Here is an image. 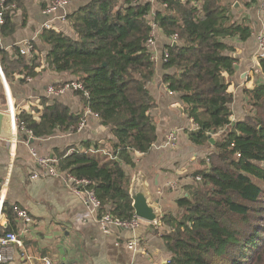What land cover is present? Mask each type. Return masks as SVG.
Instances as JSON below:
<instances>
[{
	"label": "trees",
	"instance_id": "obj_1",
	"mask_svg": "<svg viewBox=\"0 0 264 264\" xmlns=\"http://www.w3.org/2000/svg\"><path fill=\"white\" fill-rule=\"evenodd\" d=\"M21 9V0H4L0 39L14 33L13 18ZM22 18L24 26L23 9ZM65 19L75 38L42 29L39 40L48 47L44 57L32 43L26 55L20 54L21 47L0 50L7 82L20 77L25 83L42 68L75 76L83 87L74 92L83 110L109 130L111 139L104 144L86 142L58 154L57 168L89 181L101 203L100 215L134 218L125 168L135 170V155L147 154L156 141V101L147 87L155 75L146 46L153 22L176 42L174 48L173 42L165 47L161 82L180 96L183 112L195 126L187 131L189 142L210 150L192 175L200 181L185 186L175 214L159 219L166 228L165 264H264V82L244 91L246 116L234 124L228 91L236 59L226 41H245L252 29L235 22L223 0H87ZM259 68L264 77V57H259ZM83 112L71 113L60 101L44 98L37 120L28 112L17 115L18 131H30L35 139L76 133ZM91 148L106 150L111 158L88 153ZM2 213L6 227L0 236L17 232L16 210L4 201Z\"/></svg>",
	"mask_w": 264,
	"mask_h": 264
},
{
	"label": "crops",
	"instance_id": "obj_2",
	"mask_svg": "<svg viewBox=\"0 0 264 264\" xmlns=\"http://www.w3.org/2000/svg\"><path fill=\"white\" fill-rule=\"evenodd\" d=\"M75 1L72 0L65 11L47 16L44 11L50 0H21L27 16L26 24L21 26V9L13 18L16 26L14 33L0 39V50L10 51L32 43L36 54L44 57L48 47L42 44L39 35L46 23L75 38L64 16L83 6L87 0ZM250 2L223 0L230 7L235 22H243L252 29L251 37L245 41L237 38L226 41L234 48L236 59L235 74L228 88L233 97L230 118L233 124L246 116L244 91L264 82L259 68L260 52L255 41L256 35L264 34V9L261 7L262 0H253L248 6ZM236 4L237 8L234 7ZM171 42L159 30L152 52L162 56ZM162 75V66L158 64L154 78L147 86L156 101L153 111L156 141L147 154L135 155L134 158L135 168L148 176L150 190L159 202L161 215L177 212L175 201L185 195V186L193 184L192 175L210 151L189 142L187 131L195 126L185 116L180 96L169 93L161 82ZM76 81L75 76L55 74L42 68L35 78H27L25 83L21 84L20 77L7 82L0 69V112L10 114L12 109L15 117L21 112H28L37 120L41 100L47 98L60 101L71 113H81L84 111L83 103L74 92H67L59 98L46 94L49 86ZM83 115L82 126L76 133H57L49 138L35 139L29 138L27 131L19 132L16 127L17 140L0 138V228L6 227V217L2 213L4 201L15 210L27 211L32 220L26 233L20 231L17 222L15 233L22 247H13L12 262L9 264H43V259L50 260L52 264H165L169 258L163 241L166 228L159 221L157 224L139 223L133 230L110 228L108 233H104L97 217L88 212L71 188L47 175L31 156L30 151L33 150L38 157L55 158L67 150L71 152L72 147L80 149L82 143L104 144L111 139L109 130L103 128L95 116L88 110ZM170 132L176 134L175 145L163 147ZM24 137L33 142L25 141ZM133 171L125 168L130 178ZM34 176L37 177L34 179ZM130 243L135 244L134 250L128 249Z\"/></svg>",
	"mask_w": 264,
	"mask_h": 264
},
{
	"label": "built area",
	"instance_id": "obj_3",
	"mask_svg": "<svg viewBox=\"0 0 264 264\" xmlns=\"http://www.w3.org/2000/svg\"><path fill=\"white\" fill-rule=\"evenodd\" d=\"M151 2H154V0H150ZM3 2L4 0H0V27L4 23L3 19ZM72 3V0H50L46 10L44 11V14L47 16L54 15L57 11H65V9ZM262 9H264V0H262L261 3ZM155 14H152L151 19L154 17ZM65 17V16H64ZM63 17V18H64ZM152 32L150 39L147 41V48L151 52V61L154 63L155 70H157V65L165 62L167 59V55L165 54L163 56H158L155 53L152 52L155 44V37L156 33L159 31L157 28V25L155 23H150ZM44 28L48 29L51 28L50 23H46L44 25ZM172 42H174V38L171 39ZM256 46L258 51L260 52V57H264V34L259 33L255 37ZM32 47L30 44H26L24 47L21 48L20 54L26 55L29 54ZM76 91H83V87L80 83L77 82H68L59 86H49L46 89V94L49 97L59 98L66 94L67 92H76ZM86 96V94H85ZM13 123L15 125V131L13 133L14 136L17 135L16 127H17V119L14 114V110L11 109L10 112ZM82 125H80L81 127ZM79 127V128H80ZM27 134L29 138H32V133L30 131H27ZM176 142V134L174 132H170L166 138V141L164 143L163 147H173ZM15 142H13L14 144ZM88 153L90 154H96L101 153L103 155H107L111 158L110 154L108 152L104 151H96V150H89ZM31 156L41 167L44 169L50 177L56 178L61 180L63 183H65L71 190L73 191V194L76 198L80 199L83 203V205L86 207L88 212L97 217L98 223L104 233H108L110 228H116L121 230H133L135 229L139 223H143L140 220L136 219L135 217L130 221H119L113 219L108 213H103L100 215L101 212V203L97 199L95 193L89 188V181L85 179H78L75 176H72L70 174L61 172L57 168L58 160L54 157H38L37 154L31 150L30 151ZM37 176H34V179ZM195 181H200V177H195ZM16 215H17V222L20 224V231L22 233L28 232V230L31 227L32 220L30 216L28 215L27 211L16 209ZM157 224V223H155ZM159 224V223H158ZM13 247H22L21 240L19 239V236L16 233H6L2 236H0V264H9L12 262V253L11 250ZM129 250L135 249V244L130 243L128 244ZM43 264H52L50 260L43 259Z\"/></svg>",
	"mask_w": 264,
	"mask_h": 264
},
{
	"label": "water",
	"instance_id": "obj_4",
	"mask_svg": "<svg viewBox=\"0 0 264 264\" xmlns=\"http://www.w3.org/2000/svg\"><path fill=\"white\" fill-rule=\"evenodd\" d=\"M235 8L238 7L236 4ZM176 46V42L172 43V48ZM15 125L13 118L9 113L0 112V138L5 140H17L18 136L13 135ZM25 141L32 143L33 140L27 137ZM216 139L210 138V145H214ZM128 194L131 199V206L134 211V217L146 224H155L161 218V209L158 200H156L150 190L148 176L136 169L130 178Z\"/></svg>",
	"mask_w": 264,
	"mask_h": 264
},
{
	"label": "rangeland",
	"instance_id": "obj_5",
	"mask_svg": "<svg viewBox=\"0 0 264 264\" xmlns=\"http://www.w3.org/2000/svg\"><path fill=\"white\" fill-rule=\"evenodd\" d=\"M76 1H77V0H76ZM76 1H75V2H76ZM207 155H208V154H207ZM193 181H194V180H193ZM263 204H264V203H263Z\"/></svg>",
	"mask_w": 264,
	"mask_h": 264
}]
</instances>
